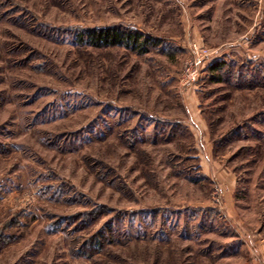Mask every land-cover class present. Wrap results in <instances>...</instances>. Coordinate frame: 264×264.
<instances>
[{
  "label": "rangeland",
  "instance_id": "rangeland-1",
  "mask_svg": "<svg viewBox=\"0 0 264 264\" xmlns=\"http://www.w3.org/2000/svg\"><path fill=\"white\" fill-rule=\"evenodd\" d=\"M0 264H264V0H0Z\"/></svg>",
  "mask_w": 264,
  "mask_h": 264
},
{
  "label": "trees",
  "instance_id": "trees-1",
  "mask_svg": "<svg viewBox=\"0 0 264 264\" xmlns=\"http://www.w3.org/2000/svg\"><path fill=\"white\" fill-rule=\"evenodd\" d=\"M90 41L95 46L112 47L117 45L137 46L144 47L148 40H142V36L138 34H129L119 28H107L101 30H92L87 35ZM225 67V63L216 61L213 63L209 70L212 72L221 71Z\"/></svg>",
  "mask_w": 264,
  "mask_h": 264
},
{
  "label": "built area",
  "instance_id": "built-area-1",
  "mask_svg": "<svg viewBox=\"0 0 264 264\" xmlns=\"http://www.w3.org/2000/svg\"><path fill=\"white\" fill-rule=\"evenodd\" d=\"M211 55L212 54L208 49L196 50L193 53L184 72V80L186 84L193 83L197 80L201 62L209 59Z\"/></svg>",
  "mask_w": 264,
  "mask_h": 264
},
{
  "label": "crops",
  "instance_id": "crops-1",
  "mask_svg": "<svg viewBox=\"0 0 264 264\" xmlns=\"http://www.w3.org/2000/svg\"><path fill=\"white\" fill-rule=\"evenodd\" d=\"M213 58H211V60H212Z\"/></svg>",
  "mask_w": 264,
  "mask_h": 264
}]
</instances>
